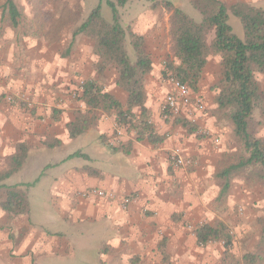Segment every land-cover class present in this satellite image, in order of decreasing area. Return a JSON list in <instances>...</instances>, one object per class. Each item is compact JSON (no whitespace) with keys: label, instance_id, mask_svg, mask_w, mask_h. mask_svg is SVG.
<instances>
[{"label":"crops","instance_id":"0c3cea01","mask_svg":"<svg viewBox=\"0 0 264 264\" xmlns=\"http://www.w3.org/2000/svg\"><path fill=\"white\" fill-rule=\"evenodd\" d=\"M222 1L264 9V0ZM145 17L137 15L127 24L144 36L152 60L145 106L153 136L145 134L139 140L136 131L128 128L116 145L109 144L115 135L114 111L109 115L90 110L82 118L86 106L70 100L72 94H80L81 79L88 78L86 74L84 78L86 64L81 61L77 64L81 72H74L77 67L62 62L64 58L56 53L37 49L31 60L27 49L21 53L16 43L11 44L9 57L0 63V171L9 168L21 144L23 162L3 182L26 189L29 208L17 215L0 208V264H52L69 256L78 264H210L212 246L197 243L193 225L203 216L204 202L197 196L189 206L184 193L189 186L201 187L204 172L205 181L212 180V160L225 153L226 133L209 117L206 91L200 84L192 96L201 97L206 110L199 114L196 127L211 136L187 131L178 118L163 119L161 104L171 90L162 77L164 23ZM149 41L152 50L146 46ZM2 50L7 53L4 46ZM26 57L27 65L18 63ZM92 72L88 75L97 79ZM157 87L163 93L160 102L157 93L149 97ZM106 90L125 105L127 94L122 101L114 88ZM5 95L18 102L9 103ZM132 111L138 113L137 108ZM84 120L88 129L70 137L69 126ZM176 147L196 164L175 167L169 154ZM92 188L112 196H80Z\"/></svg>","mask_w":264,"mask_h":264},{"label":"trees","instance_id":"16d2710c","mask_svg":"<svg viewBox=\"0 0 264 264\" xmlns=\"http://www.w3.org/2000/svg\"><path fill=\"white\" fill-rule=\"evenodd\" d=\"M102 1L110 9V19L102 16ZM129 0H99L86 18L71 32V42L85 33L94 40V54L97 57L95 69L103 72L112 67L117 71L115 83L127 94L125 108L120 101L97 79H87L81 85L77 98L90 110L101 109L115 112V121L136 131L137 139L143 135L153 136L145 106V80L152 71V60L144 48V36L134 32L129 24L120 21L119 7ZM199 12L197 20L173 5L170 0H159L154 7H163L169 12L168 36L171 56L163 60L162 77L169 75L186 84L192 93L199 91V84L207 64L208 55L220 57L221 74L213 86L217 89L214 98L218 110H227L233 135L242 143L246 152L238 161L218 174L224 179L221 192L229 186V176L247 167H258L256 176L264 181V140L253 134L251 121L254 111L264 105V92L255 73L264 74V9L244 2L227 4L222 0H189ZM4 11L13 27L19 23L20 13L14 0H5ZM229 14L237 17L243 28V36L234 33L228 23ZM212 33L211 39L208 36ZM130 50V51H129ZM137 108L138 113H133ZM80 118V117H79ZM187 131L198 134L196 125L185 118L177 119ZM79 121V120H77ZM72 123L70 137L88 129L84 122ZM202 135V134H198ZM122 146L123 143L121 142ZM25 157L20 144L11 157L9 168L0 171V208L13 215L26 213L29 208L26 189L8 185L3 181L17 168ZM33 183L24 184L30 186ZM261 227V251L248 252L243 256L246 264H264V216L259 219ZM196 241L204 246L212 241L222 242L228 249L232 236L227 225L218 221L202 223L194 229Z\"/></svg>","mask_w":264,"mask_h":264},{"label":"rangeland","instance_id":"374dc122","mask_svg":"<svg viewBox=\"0 0 264 264\" xmlns=\"http://www.w3.org/2000/svg\"><path fill=\"white\" fill-rule=\"evenodd\" d=\"M157 1L159 0H129L123 7H119V13L120 21L123 25L136 19L137 15H144L146 16L145 18H151V20L164 23L161 25L162 33H164L161 47L166 52L164 60L168 56H171L168 29L167 34L165 32V20L167 19L168 23L169 12L163 7H154ZM170 1L174 6L179 7L193 18H199V12L192 7L189 0ZM4 2L5 0H0V47L4 46L7 49V53L3 50L0 52V63H3L4 59L7 60L11 44L15 46V43L22 49L23 52L21 53H24L27 49L28 57H31V60L37 57V49L45 50V52L51 55L56 53L60 58H64L61 60L62 62H66L72 67H77L74 72H81V68L78 69L81 61L86 64L83 67L84 78L86 76L88 78L81 79L80 82L93 79V75L88 74L95 71L100 84L106 89H109V87L114 88L117 97L122 101L125 100L126 92L117 85L114 87L117 77L116 69L109 67L103 72L96 71L97 57L94 54V40L85 33H81L71 42V32L74 27L86 18L90 10L99 3V0H14L20 13L19 23L16 27L11 25L7 13L4 11ZM101 4L102 16L107 20L110 19V9L104 1ZM228 23L232 26L237 36H243L242 24L237 17L229 14ZM131 29L134 31L132 26ZM165 34L168 36V41H166ZM208 38L210 37L208 36ZM146 46L151 50L153 48L150 41ZM20 61L25 63V65L29 62L27 61V57L25 61L21 58L18 60V63ZM221 71L219 55L210 53L200 80V89L206 91L205 98L208 103L207 112L209 117L216 124H220L225 130V145L227 149H225V153L222 156H217L212 160L214 164L212 180L205 181L204 178L207 175H205V172L202 173L201 177H203V180L200 181L201 187L199 185L195 187L189 186L184 193V198H186L184 199V203L190 202L188 205L191 206L194 199L200 196L204 202L203 216L193 225L197 227L202 223L213 224L221 221L227 225L232 236V244L226 250L220 241H212L202 246H212L208 255V258H211L208 261L210 264H246L243 256L248 252L261 251L263 247L260 242L261 227L259 219L264 216V181L256 176L258 167L250 166L240 172L232 173L229 176V186L226 192H221L224 179L218 176L219 172L236 163L241 156L246 154L242 143L233 135V127L228 116V111L218 110L214 102L218 90L213 86L217 83ZM255 77L262 89L261 85L264 84V74L257 72L255 73ZM148 79L149 75L145 80L146 93L150 91L148 87L149 82H146ZM73 82L78 84V82ZM262 91L264 92L263 89ZM153 93L158 94V102H160L163 96L162 90L158 87L152 88L149 97L154 98ZM77 95V92L72 94L70 100L72 102H79L80 100L77 98ZM107 113L110 115V112ZM109 115L105 117L107 118ZM251 129L257 137H260L259 134L261 133L260 138L264 140V105H261V103L253 113ZM127 130L128 128L125 130V133ZM198 134L211 136V133L206 129L198 130ZM115 135L111 139L113 143L110 142L109 144L114 145L115 143L116 145L122 140H117ZM193 161V165H195L196 161ZM207 170L208 168H205V171ZM188 226L191 227L192 225L188 222ZM203 249L206 250L205 248ZM79 262L77 258H70L69 256L62 259L58 258L52 264H78Z\"/></svg>","mask_w":264,"mask_h":264},{"label":"built area","instance_id":"2783aa9c","mask_svg":"<svg viewBox=\"0 0 264 264\" xmlns=\"http://www.w3.org/2000/svg\"><path fill=\"white\" fill-rule=\"evenodd\" d=\"M165 80L171 85V90L166 93L161 104V113L163 119L166 120L184 117L188 120V122L196 125L199 114L205 112L206 110L204 100L199 96H192V92L189 87L175 79L173 76L169 75L167 78H165ZM3 97L11 104L18 102V99L12 95H5ZM27 105H31V103L27 102ZM113 127L116 134L115 138L117 140L121 139L127 127L125 125L118 124L116 121L114 122ZM169 157L171 163L178 168L192 166L194 164L192 159L189 157H184L181 154V150L178 147L171 150ZM90 195L112 196L110 192H105L97 188L83 190L80 192V196L82 197H88ZM125 201L127 202L128 199L126 198Z\"/></svg>","mask_w":264,"mask_h":264}]
</instances>
